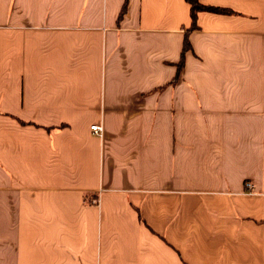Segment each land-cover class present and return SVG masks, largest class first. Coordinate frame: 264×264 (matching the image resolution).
I'll return each mask as SVG.
<instances>
[{
	"label": "crops",
	"instance_id": "0c3cea01",
	"mask_svg": "<svg viewBox=\"0 0 264 264\" xmlns=\"http://www.w3.org/2000/svg\"><path fill=\"white\" fill-rule=\"evenodd\" d=\"M198 2L0 0V264H264V0Z\"/></svg>",
	"mask_w": 264,
	"mask_h": 264
},
{
	"label": "trees",
	"instance_id": "16d2710c",
	"mask_svg": "<svg viewBox=\"0 0 264 264\" xmlns=\"http://www.w3.org/2000/svg\"><path fill=\"white\" fill-rule=\"evenodd\" d=\"M187 2H189V4H190V15H191L192 27L195 26V18H196L197 11H199L201 9H213V10H217L216 8H211V7L203 6L201 3L198 2V0H187ZM125 7H126V2L123 5V8L121 10V13L124 12ZM187 48H188V42L185 39L184 44H183V50H186Z\"/></svg>",
	"mask_w": 264,
	"mask_h": 264
},
{
	"label": "built area",
	"instance_id": "2783aa9c",
	"mask_svg": "<svg viewBox=\"0 0 264 264\" xmlns=\"http://www.w3.org/2000/svg\"><path fill=\"white\" fill-rule=\"evenodd\" d=\"M91 130L95 133V134H98L100 135L101 134V130H102V127L101 125L99 124H93L90 126ZM246 187L247 188H251V184L250 183H246Z\"/></svg>",
	"mask_w": 264,
	"mask_h": 264
}]
</instances>
